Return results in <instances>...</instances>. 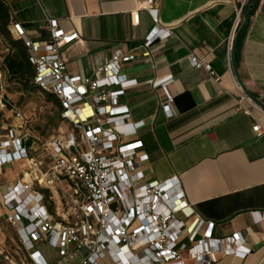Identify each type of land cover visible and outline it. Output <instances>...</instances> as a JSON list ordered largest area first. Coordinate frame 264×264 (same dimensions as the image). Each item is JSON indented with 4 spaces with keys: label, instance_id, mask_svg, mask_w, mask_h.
<instances>
[{
    "label": "built area",
    "instance_id": "2783aa9c",
    "mask_svg": "<svg viewBox=\"0 0 264 264\" xmlns=\"http://www.w3.org/2000/svg\"><path fill=\"white\" fill-rule=\"evenodd\" d=\"M246 2L239 0L236 19ZM141 10L151 16L150 32L129 49L115 47L89 75L69 73L62 52L80 40L77 30H65L48 17L46 36L33 40L21 24L8 26L27 48L32 83L55 96L69 127L44 143L50 164L42 170L31 154L22 112L12 109L17 124L0 120V169L24 165L0 190V264H219L218 253L238 258L250 253L239 232L217 237L213 222L194 216L175 178L150 181L139 175L149 159L138 139L145 124L131 121L128 106L120 102L137 84L122 76V66L138 56L150 63L152 45L173 34L161 23L155 0L136 1L133 25ZM2 58L0 80L6 74ZM189 62L214 76L209 64L193 56ZM171 80L155 79L152 87ZM243 100L249 99L241 92ZM169 107L161 105L167 117ZM252 130L261 134L259 124Z\"/></svg>",
    "mask_w": 264,
    "mask_h": 264
},
{
    "label": "crops",
    "instance_id": "0c3cea01",
    "mask_svg": "<svg viewBox=\"0 0 264 264\" xmlns=\"http://www.w3.org/2000/svg\"><path fill=\"white\" fill-rule=\"evenodd\" d=\"M4 1L12 23L21 24L30 39L46 36L48 17L79 32L80 40L62 49L71 74L89 75L115 47L131 48L153 27L144 10L139 23H131L137 0ZM238 2L155 0L161 23L173 34L152 45L150 63L138 56L122 66V76L137 84L120 102L128 106L131 121L145 124L138 139L149 159L139 168L141 178H175L193 215L214 223L215 236L240 233L250 253L245 258L218 253L219 264H264V217L259 216L264 213V110L250 100L239 102L242 91L230 58L236 28L244 24V14L236 19ZM237 35L238 73L247 89L264 100V0L256 1ZM7 52L3 47V56ZM189 56L209 64L214 76L191 66ZM169 76L166 86L152 87L153 80ZM165 102L170 117L161 108ZM255 124L260 135L252 130ZM14 165V176L6 177ZM23 166L14 162L0 169V190Z\"/></svg>",
    "mask_w": 264,
    "mask_h": 264
},
{
    "label": "rangeland",
    "instance_id": "374dc122",
    "mask_svg": "<svg viewBox=\"0 0 264 264\" xmlns=\"http://www.w3.org/2000/svg\"><path fill=\"white\" fill-rule=\"evenodd\" d=\"M3 47H6L2 38H0V56H3ZM2 63V62H1ZM0 99L4 103V108H0V120L8 121V123L17 124L18 119L15 118L13 108L18 109L24 115L26 120L25 130L28 133V144L31 145V154L35 161H41L40 168L46 169L50 160L44 150V143L51 137L57 136L61 130L66 132L68 124L59 119L58 108L47 99L46 93L35 85L24 88L14 80H8L5 76L0 80ZM5 100V102H4ZM16 165L11 174L6 177L14 176ZM47 253H51L45 248Z\"/></svg>",
    "mask_w": 264,
    "mask_h": 264
},
{
    "label": "trees",
    "instance_id": "16d2710c",
    "mask_svg": "<svg viewBox=\"0 0 264 264\" xmlns=\"http://www.w3.org/2000/svg\"><path fill=\"white\" fill-rule=\"evenodd\" d=\"M257 0L251 4L249 17L253 13L254 5ZM246 5L243 7V14ZM12 23L9 7L4 0H0V38L4 41L8 52L3 56L1 68L6 71L8 80H14L24 88L31 87L32 78L35 74L34 68L28 61V52L24 43L20 39H13L9 32L8 26ZM45 92V91H44ZM46 97L59 110V119H62V106L52 93L45 92Z\"/></svg>",
    "mask_w": 264,
    "mask_h": 264
},
{
    "label": "water",
    "instance_id": "95a60500",
    "mask_svg": "<svg viewBox=\"0 0 264 264\" xmlns=\"http://www.w3.org/2000/svg\"><path fill=\"white\" fill-rule=\"evenodd\" d=\"M255 0H247L246 2V8L244 11V24L241 26V28L238 26L236 28L235 31V35L233 37L232 43H231V51H230V58H231V62H232V67H233V72L235 75V78L237 80V83L242 91V93L252 102L254 103L256 106H258L259 108H261L262 110H264V100H262L261 98H258L256 96H254L245 86V84L243 83L238 70H237V64H236V48H237V38H238V31L239 29H243L246 27L247 22L249 20V12L251 10V4L254 2Z\"/></svg>",
    "mask_w": 264,
    "mask_h": 264
}]
</instances>
